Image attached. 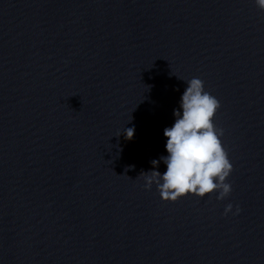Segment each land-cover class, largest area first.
I'll return each mask as SVG.
<instances>
[{
    "label": "clouds",
    "instance_id": "clouds-1",
    "mask_svg": "<svg viewBox=\"0 0 264 264\" xmlns=\"http://www.w3.org/2000/svg\"><path fill=\"white\" fill-rule=\"evenodd\" d=\"M255 4L264 10V0H255ZM186 83L187 88L180 102L182 113L174 110V124L164 129L168 155L151 161L154 168L163 161L167 170L163 174L156 170L142 171L139 177L145 181L146 189H151L155 184L165 202H176L187 195L203 198L213 193H218V200H224L232 192V185L227 180L233 165L222 146L224 130L214 124L221 103L205 90L203 80L192 78ZM134 131V128H127L126 138L131 140ZM232 209L233 205L228 204L224 214L227 215ZM240 211L237 206L234 214Z\"/></svg>",
    "mask_w": 264,
    "mask_h": 264
}]
</instances>
